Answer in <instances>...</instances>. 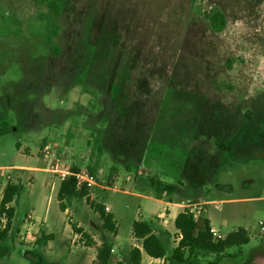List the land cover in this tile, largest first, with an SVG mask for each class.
<instances>
[{
    "label": "rangeland",
    "instance_id": "rangeland-1",
    "mask_svg": "<svg viewBox=\"0 0 264 264\" xmlns=\"http://www.w3.org/2000/svg\"><path fill=\"white\" fill-rule=\"evenodd\" d=\"M56 2L59 15L47 0H0V202L9 182L23 186L0 264H98L103 241L111 264H131L134 222L163 228L158 194L200 204L220 238L247 229L250 243L220 264H264V0ZM47 147L60 168H94L91 200L117 235L86 200L62 212ZM29 217L41 222L32 244ZM178 242L172 228L169 251Z\"/></svg>",
    "mask_w": 264,
    "mask_h": 264
},
{
    "label": "trees",
    "instance_id": "trees-1",
    "mask_svg": "<svg viewBox=\"0 0 264 264\" xmlns=\"http://www.w3.org/2000/svg\"><path fill=\"white\" fill-rule=\"evenodd\" d=\"M39 4L45 0H36ZM48 6L57 15L60 13V6L56 0H47ZM211 28L216 32H221L226 27L225 15L220 11H213L206 14ZM217 148L220 151H228L229 146L216 142ZM73 171H79L81 168L77 165L72 166ZM89 172L96 175L94 168L89 167ZM169 186V185H168ZM22 185L9 182L4 190L3 198L0 202V242L7 240L8 232L11 229L12 221L15 217V208L7 205L12 204L19 192ZM163 194H165L163 192ZM162 196V195H161ZM163 197V196H162ZM58 201L60 208L64 212L68 209L67 203L72 200H86L92 208L100 215L103 221L102 229L113 234L118 233L117 224L112 213L106 212L105 208L101 205L94 204L89 197L86 187L78 188L77 181L74 177L61 182L58 194ZM7 217V222L4 229H1L2 217ZM175 228L180 232L182 238L179 240L177 247L171 251L168 249V242L170 233L163 228L150 223L135 221L133 224V235L142 243L143 251L149 257L155 259L165 258L164 264H191L197 262L199 259H206L210 256H215L211 261L206 264H220L226 256V251L230 248H241L250 243V235L247 229L239 228L238 230L229 233L225 238H215L211 233V222L207 218L195 220L194 216L190 213L189 209L181 212L175 219ZM84 238L88 240V245L93 244V240L88 234L78 230ZM52 236H46L42 231L41 237L38 242L48 241ZM113 244L108 241H103L97 249V263L98 264H111L112 261ZM142 260V252L139 249H132L128 262L131 264H140ZM123 264V263H119Z\"/></svg>",
    "mask_w": 264,
    "mask_h": 264
},
{
    "label": "built area",
    "instance_id": "built-area-1",
    "mask_svg": "<svg viewBox=\"0 0 264 264\" xmlns=\"http://www.w3.org/2000/svg\"><path fill=\"white\" fill-rule=\"evenodd\" d=\"M45 159L49 160V167L47 168V171L51 174L58 175L61 182L68 180L71 177H74L77 181L78 188L86 187L88 190L89 197L93 199V190L97 186L96 178L93 174L89 172V170L81 169L79 171H73L71 168H60V165L58 161L54 158V152H52V148L47 147L45 150ZM7 208L11 207L10 205L6 206ZM189 211L194 216L195 220L200 219L202 206L198 203L194 205H189ZM107 211H109V208H106ZM7 221V217H2V222L5 223ZM6 225V224H5ZM35 222L32 218H28L26 220V226H25V233L22 237L24 243L26 244H32L36 241V232L34 230ZM5 227V226H4ZM262 231H264V227L261 228ZM211 233L214 235L215 238H220L217 231L215 229H211ZM182 238V235L179 234L178 241ZM136 241H140L135 238ZM134 248L139 249L141 252H143V247L141 244V247L138 245H134ZM154 259L155 262H161L162 264L165 263V258L162 259ZM153 263V264H154ZM156 264V263H155Z\"/></svg>",
    "mask_w": 264,
    "mask_h": 264
},
{
    "label": "crops",
    "instance_id": "crops-1",
    "mask_svg": "<svg viewBox=\"0 0 264 264\" xmlns=\"http://www.w3.org/2000/svg\"><path fill=\"white\" fill-rule=\"evenodd\" d=\"M18 170H24V171H26V174H30L31 172H34L38 169L37 168H30V167H19ZM45 171H47V169H45ZM102 171L103 170H100V172H102ZM54 176H56V175H54ZM56 184L57 183H55V182L51 183V186H50L51 192L54 191V189L56 188V186H57ZM2 198H3V196H1V199ZM144 198H146V199L151 198L152 199L153 197H144ZM51 199L52 198L50 197L49 202L51 201ZM154 199L162 205L163 211L158 213L157 215H155L151 220L158 221L160 223V225L163 227V229H167V231L169 233L172 232V228H175V219L177 218V216L181 212L186 210V208L188 207L187 203H185V201H175L174 199H164L160 194H158L157 197H155ZM187 201H189V200H187ZM12 204H10L11 207H12ZM109 210H110V208H109ZM68 212H69V209H66V211H64L63 213L67 214ZM29 218H32L35 222L34 229L38 227L39 223H41V222H38L34 217H29ZM139 221L145 222L143 220H139ZM167 221L169 222L168 228H166V226H165V223ZM42 222H44V221H42ZM212 228L214 229L213 226H212ZM176 232L179 236L180 232L177 229H176ZM143 255H145L144 251L142 252V256Z\"/></svg>",
    "mask_w": 264,
    "mask_h": 264
}]
</instances>
